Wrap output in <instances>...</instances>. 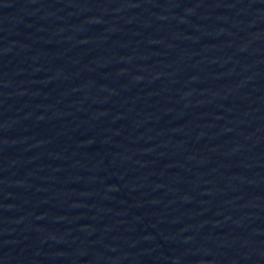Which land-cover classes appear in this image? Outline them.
<instances>
[{
  "label": "water",
  "instance_id": "95a60500",
  "mask_svg": "<svg viewBox=\"0 0 264 264\" xmlns=\"http://www.w3.org/2000/svg\"><path fill=\"white\" fill-rule=\"evenodd\" d=\"M0 264H264V0H0Z\"/></svg>",
  "mask_w": 264,
  "mask_h": 264
}]
</instances>
